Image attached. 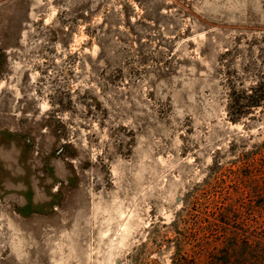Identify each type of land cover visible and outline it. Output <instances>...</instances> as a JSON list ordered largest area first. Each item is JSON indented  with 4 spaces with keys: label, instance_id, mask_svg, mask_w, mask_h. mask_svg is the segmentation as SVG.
I'll use <instances>...</instances> for the list:
<instances>
[{
    "label": "rangeland",
    "instance_id": "obj_1",
    "mask_svg": "<svg viewBox=\"0 0 264 264\" xmlns=\"http://www.w3.org/2000/svg\"><path fill=\"white\" fill-rule=\"evenodd\" d=\"M262 91L264 0H0V264H172Z\"/></svg>",
    "mask_w": 264,
    "mask_h": 264
},
{
    "label": "trees",
    "instance_id": "obj_2",
    "mask_svg": "<svg viewBox=\"0 0 264 264\" xmlns=\"http://www.w3.org/2000/svg\"><path fill=\"white\" fill-rule=\"evenodd\" d=\"M257 154L261 158L255 160L256 154L243 155L245 185L237 199L223 198L222 204L198 214L191 231L176 229L172 264H264V237L254 234L264 231V145ZM180 223L186 226L188 221Z\"/></svg>",
    "mask_w": 264,
    "mask_h": 264
}]
</instances>
